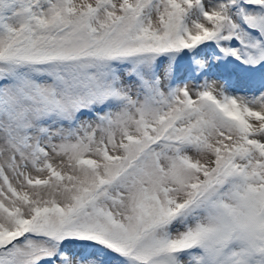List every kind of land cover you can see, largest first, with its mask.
Masks as SVG:
<instances>
[{
  "label": "snow or ice",
  "instance_id": "snow-or-ice-1",
  "mask_svg": "<svg viewBox=\"0 0 264 264\" xmlns=\"http://www.w3.org/2000/svg\"><path fill=\"white\" fill-rule=\"evenodd\" d=\"M0 264H264V0H0Z\"/></svg>",
  "mask_w": 264,
  "mask_h": 264
}]
</instances>
